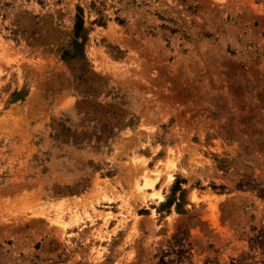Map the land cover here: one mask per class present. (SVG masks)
<instances>
[{"label": "rangeland", "instance_id": "1", "mask_svg": "<svg viewBox=\"0 0 264 264\" xmlns=\"http://www.w3.org/2000/svg\"><path fill=\"white\" fill-rule=\"evenodd\" d=\"M0 264H264V0H0Z\"/></svg>", "mask_w": 264, "mask_h": 264}, {"label": "trees", "instance_id": "2", "mask_svg": "<svg viewBox=\"0 0 264 264\" xmlns=\"http://www.w3.org/2000/svg\"><path fill=\"white\" fill-rule=\"evenodd\" d=\"M79 21L76 24V35L79 36L80 34L82 35L84 32V27H83V21L82 19L78 16ZM68 53H65V56H67Z\"/></svg>", "mask_w": 264, "mask_h": 264}]
</instances>
